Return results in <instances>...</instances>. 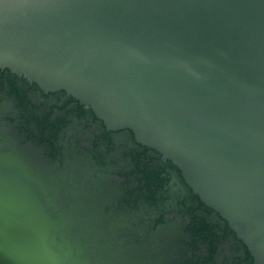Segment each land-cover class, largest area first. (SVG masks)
<instances>
[{
    "label": "water",
    "instance_id": "water-1",
    "mask_svg": "<svg viewBox=\"0 0 264 264\" xmlns=\"http://www.w3.org/2000/svg\"><path fill=\"white\" fill-rule=\"evenodd\" d=\"M4 69L171 160L264 264V0H0ZM46 187L0 154V264H101Z\"/></svg>",
    "mask_w": 264,
    "mask_h": 264
},
{
    "label": "flooded vegetation",
    "instance_id": "flooded-vegetation-1",
    "mask_svg": "<svg viewBox=\"0 0 264 264\" xmlns=\"http://www.w3.org/2000/svg\"><path fill=\"white\" fill-rule=\"evenodd\" d=\"M0 154L47 184L73 233L100 235L101 264H255L171 160L130 130H109L67 92H46L7 69L0 70Z\"/></svg>",
    "mask_w": 264,
    "mask_h": 264
}]
</instances>
